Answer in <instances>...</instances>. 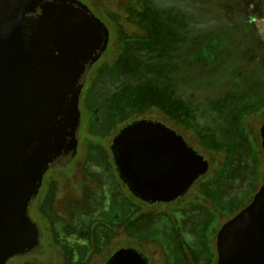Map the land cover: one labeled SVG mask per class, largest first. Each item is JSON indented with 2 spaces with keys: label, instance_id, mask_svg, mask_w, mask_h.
<instances>
[{
  "label": "rangeland",
  "instance_id": "374dc122",
  "mask_svg": "<svg viewBox=\"0 0 264 264\" xmlns=\"http://www.w3.org/2000/svg\"><path fill=\"white\" fill-rule=\"evenodd\" d=\"M80 1L114 38L82 100L88 149L43 190L56 241L68 264H103L127 247L146 254L147 242L159 245L164 264H217L219 229L264 177V0ZM144 116L184 134L211 164L188 196L167 206V218L135 214L108 150L119 129ZM84 194L86 209L66 230L54 213L81 208Z\"/></svg>",
  "mask_w": 264,
  "mask_h": 264
},
{
  "label": "water",
  "instance_id": "95a60500",
  "mask_svg": "<svg viewBox=\"0 0 264 264\" xmlns=\"http://www.w3.org/2000/svg\"><path fill=\"white\" fill-rule=\"evenodd\" d=\"M110 32L80 0H0V264L40 254L42 230L31 216L45 173L75 157L80 100ZM264 153V123L260 128ZM121 182L146 203L184 196L210 168L182 135L137 119L110 147ZM217 264H264V177L250 203L216 235ZM104 264H149L127 247Z\"/></svg>",
  "mask_w": 264,
  "mask_h": 264
},
{
  "label": "flooded vegetation",
  "instance_id": "af4514ba",
  "mask_svg": "<svg viewBox=\"0 0 264 264\" xmlns=\"http://www.w3.org/2000/svg\"><path fill=\"white\" fill-rule=\"evenodd\" d=\"M106 25H107V23H106ZM108 27V26H107ZM87 78H88V76H87ZM86 83H87V80H86ZM86 83H85V85H86ZM84 85V86H85ZM88 87V86H87ZM87 87L85 88V91H83L84 93L82 94V97H81V100H80V108H81V114H82V111H83V106H82V100L84 99L83 97H84V95L85 94H87V91H86V89H87ZM83 89H84V87H83ZM84 114V113H83ZM137 119H151V120H155V121H159V122H162V123H164L165 125H167L168 126V124L165 122V121H163L162 119H160V118H153V117H147V116H144V117H140V118H137ZM137 119H133V120H131L129 123H127V124H125L121 129H123L125 126H127L128 124H130V123H132L134 120H137ZM88 117L86 116V115H82V123H81V127H80V129H79V138H78V146H77V152H76V155H75V157L73 158V160L69 163V165L68 166H66V167H63V168H68V167H70V166H72L71 168H74L73 166H74V162H77V161H75L76 159H78L79 160V158H76V157H78V156H80L81 154H84L83 153V148H84V146H86V148L88 149V140H87V135H91L92 134V130H88V127H87V125H88ZM90 122H91V118H90ZM169 127V126H168ZM171 128V127H170ZM121 129H119L118 130V132L121 130ZM173 130H175L174 128H172ZM176 131V130H175ZM90 132V133H89ZM117 132V133H118ZM177 132V131H176ZM116 133V134H117ZM178 133V132H177ZM115 134V135H116ZM178 134H180V135H182L183 136V138L188 142V140L186 139V137H185V135L184 134H182V133H178ZM115 137V136H114ZM113 140V139H112ZM189 143V142H188ZM190 144V143H189ZM111 145H112V143H111ZM111 145L109 146V148H108V150L110 151V155H111V159H112V154H111V150H110V147H111ZM192 146V145H191ZM193 147V146H192ZM194 148V147H193ZM195 150H196V148H194ZM197 151V150H196ZM201 154V153H200ZM205 157V156H204ZM206 158V157H205ZM207 159V158H206ZM208 160V159H207ZM209 161V160H208ZM112 163H113V159H112ZM73 164V165H72ZM209 164H210V161H209ZM114 165V164H113ZM60 168H62V167H56V168H52V169H49L46 173H45V175H44V177H43V180H42V184H41V187H40V189H39V193H38V195H37V197L35 198V201H34V203H33V205H32V208H31V216L34 218V220H36V218L32 215V212H33V208H34V206H35V204H36V200H37V198L39 197V194H40V196H42V199H43V201H42V207H43V203H44V201L46 200V198H47V196H48V194L45 192V191H43L44 189H45V187H46V183H47V181L48 180H50V179H53V176H54V171H57L55 174H60L61 172H59V170H61ZM115 168V167H114ZM210 169H211V164H210V168H209V171H210ZM49 171H52V174L50 175V176H46V174L49 172ZM209 171H208V173H209ZM65 173V172H64ZM207 173V174H208ZM71 173H65V175H66V177H68V175H70ZM117 174V173H116ZM206 174V175H207ZM49 175V174H48ZM205 175V176H206ZM205 176H203V177H201L199 180H201L202 178H204ZM117 177H118V175H117ZM119 179V178H118ZM198 180V181H199ZM119 181L121 182V180L119 179ZM198 181H196L195 182V184L198 182ZM121 184L123 185V186H125L122 182H121ZM194 184V185H195ZM193 185V186H194ZM193 186L190 188V190L184 195V196H182V197H180V198H178L177 200H175V201H173V202H170V203H146V202H143V201H141V200H139V199H137L136 197H134L129 191H128V189H127V187L125 186V188H126V190L128 191V193L130 194V196L132 197V199L133 200H135L134 202V204L132 205L133 206V208H134V211H135V214L136 213H138L137 215L138 216H144L146 213H148V214H156V215H158V216H162V217H165V218H167V206L168 205H170V204H176L177 203V201L178 200H180V199H183L184 197H186V196H188L189 194H190V191L192 190V188H193ZM43 194V195H42ZM44 194H47V196H45ZM56 193H54V195H53V197H52V200H51V202H50V207L51 208H53V205H55V203H56V201H58V200H56V195H55ZM41 199V200H42ZM39 203V200H38V202H37V204ZM162 208V209H159V208ZM153 211V212H152ZM70 213H71V211L70 212H65V213H63L64 215H70ZM55 214V216L57 217V218H59L61 221H62V219L60 218V216L59 215H61V213L59 214V213H54ZM150 214V215H151ZM133 220H134V222H133V225H136L137 224V222L139 221L138 219H136V215L135 216H133ZM37 222H39L38 220H36ZM63 222V221H62ZM39 224H40V227H41V230H42V245H43V248H44V251L42 252V253H40V254H33V255H28V256H21V257H14V258H12V259H10L6 264H18V262L19 263H21V259L23 258V257H25V258H29L30 260H32V261H30V262H27L26 264H45V263H50V262H54V260L56 259V257H57V253H56V250L54 249V247H52V245H53V241L55 240L56 241V239H55V237H54V240L52 241L51 240V236L49 235V232L47 231L48 229L46 228V224H44V226H42L41 225V223L39 222ZM51 224H52V222H51ZM71 225V224H70ZM69 225V226H70ZM51 227H52V225H51ZM52 232H53V227H52ZM53 235H54V232H53ZM93 239H94V241H96V236L94 235L93 236ZM57 242V241H56ZM58 243V242H57ZM59 244V243H58ZM153 245V248H150V245ZM60 245V244H59ZM147 248L148 249H145V251L147 252L146 254H147V257L149 258V264H164V262H165V255H164V257H163V255H161L160 253H159V245H157V244H155V243H152V242H147ZM63 247V246H62ZM64 248V247H63ZM94 249V248H93ZM96 250V249H95ZM145 254V253H144ZM216 256H217V253H216ZM109 258V257H108ZM67 259H68V263H70V260H69V256H68V254H67ZM164 259V260H163ZM17 262V263H16ZM106 262V261H105ZM104 262V263H105ZM103 263V264H104Z\"/></svg>",
  "mask_w": 264,
  "mask_h": 264
},
{
  "label": "trees",
  "instance_id": "16d2710c",
  "mask_svg": "<svg viewBox=\"0 0 264 264\" xmlns=\"http://www.w3.org/2000/svg\"><path fill=\"white\" fill-rule=\"evenodd\" d=\"M109 32H110V41H109L108 48H107L106 52L108 51V49H110V45L112 44V41H113V38H114V36H112L110 30H109ZM106 52H105L104 54H106ZM104 54L102 55V57L104 56ZM100 61H101V60L99 59L98 62L92 67V69H93V68H94V67H95ZM108 62H109V61H107V63H108ZM92 69L90 70V72L92 71ZM90 72H89V74H88L87 83H86V85L84 86L83 91H85V88H86V87L88 86V84L90 83V80H89ZM83 93H84V92H83ZM253 112H254V111H253ZM253 112H252V113H253ZM82 115H84V114H83V111H82ZM88 119H89V118H88ZM89 123H90V119L88 120V125H89ZM88 125H87V127H88ZM192 134L195 136V138H197V140H199V142H201V143L203 144L202 136H201L198 132H194V131H192ZM211 150H212V149H211ZM213 150H214V149H213ZM223 150H224V149H222V150L218 149V150H215V151H223ZM87 176L90 177V178H93V176H91V175H89V174H87ZM46 193L48 194V190H47ZM47 194H44V195L47 196ZM97 194L102 195L101 192H100V193H97ZM42 195H43V194H42ZM102 198H103V196H102ZM41 199H42V196H40V194H39V197L37 198V200H36V204H35V206H34V208H33L32 215L36 218V220H38V221L41 223L42 226H44V224L47 225V226H46V228L48 229L47 231L49 232V235L51 236V240L53 241V240H54V235H53V232H52V227H51L52 224H51V220H50V218H49V217L44 213V211H43V208H42V201H43V199H42V200H41ZM38 200H39V203L37 204ZM83 201H84V203H82V204H83L82 207H81V208H77L75 211H72V212L70 213L69 216H68V215H64V214L59 215L60 218L62 219L64 225H65V229H66V230L69 229V225L72 223V221H73V219H74V215H75V214H78V213H82V212L85 211V209H86V203H87V201H86V195H85V194H84V196H83ZM52 247H54V249L56 250L57 257H56V259L54 260V262L45 263V264H68L67 252H66L65 248H63L61 245H59L55 240L53 241V245H52ZM93 248L96 249V244L94 245ZM30 261H32V260H30L29 258L27 259V258L23 257V258L21 259V264H26L27 262H30Z\"/></svg>",
  "mask_w": 264,
  "mask_h": 264
}]
</instances>
